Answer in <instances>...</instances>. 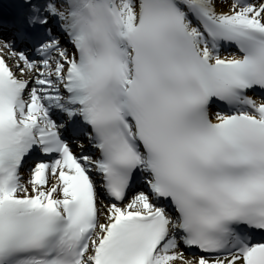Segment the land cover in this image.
Returning a JSON list of instances; mask_svg holds the SVG:
<instances>
[{"label": "snow or ice", "instance_id": "6c2138e0", "mask_svg": "<svg viewBox=\"0 0 264 264\" xmlns=\"http://www.w3.org/2000/svg\"><path fill=\"white\" fill-rule=\"evenodd\" d=\"M177 261L264 264V0H0V264Z\"/></svg>", "mask_w": 264, "mask_h": 264}, {"label": "bare ground", "instance_id": "6f19581e", "mask_svg": "<svg viewBox=\"0 0 264 264\" xmlns=\"http://www.w3.org/2000/svg\"><path fill=\"white\" fill-rule=\"evenodd\" d=\"M176 264H180V261H177Z\"/></svg>", "mask_w": 264, "mask_h": 264}]
</instances>
